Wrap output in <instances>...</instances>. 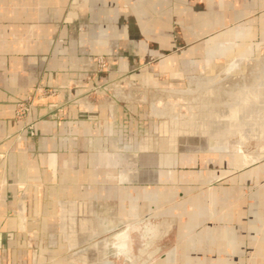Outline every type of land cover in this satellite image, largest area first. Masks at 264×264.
<instances>
[{"label": "crops", "instance_id": "crops-1", "mask_svg": "<svg viewBox=\"0 0 264 264\" xmlns=\"http://www.w3.org/2000/svg\"><path fill=\"white\" fill-rule=\"evenodd\" d=\"M263 44L264 0H0V264H264V160L130 170L110 112L77 102Z\"/></svg>", "mask_w": 264, "mask_h": 264}, {"label": "rangeland", "instance_id": "rangeland-1", "mask_svg": "<svg viewBox=\"0 0 264 264\" xmlns=\"http://www.w3.org/2000/svg\"><path fill=\"white\" fill-rule=\"evenodd\" d=\"M95 59L98 71L110 70L106 56ZM148 72L151 78L144 80L119 74L77 100L80 110L89 116L99 106L110 112L120 138L117 141L118 134L111 135L109 144L126 157L127 169L136 167L143 173L171 165L213 169L219 160L223 169H229L231 161L240 166L264 160V133L253 130L261 129L264 116L252 117L244 102V91L256 86L258 80L264 82V44L254 56L208 58L188 73ZM261 89L259 104L264 103V85ZM54 92L53 87L37 88L17 102L16 117L24 120L28 114L19 115L20 104L26 103L30 110L37 96ZM24 127L35 134L32 123ZM1 190L0 184V197Z\"/></svg>", "mask_w": 264, "mask_h": 264}, {"label": "bare ground", "instance_id": "bare-ground-1", "mask_svg": "<svg viewBox=\"0 0 264 264\" xmlns=\"http://www.w3.org/2000/svg\"><path fill=\"white\" fill-rule=\"evenodd\" d=\"M246 66V65H245ZM262 80H263V78H262ZM255 82V81H254ZM263 85H264V82L263 81H260V80H258V82L256 83V86H254L252 89H249V90H245L244 92H245V107L247 108V110L249 109V110H252V113L250 114L252 117L253 116H258V118H260V117H262V116H264V113L262 114V112L260 111V109H263V112H264V103L263 104H259L258 102H257V99H258V101H259V98L260 97H262V99H263V96H261V95H259V93H260V90H262L261 89V86L263 87ZM239 90V89H238ZM264 92V91H263ZM230 93V92H229ZM260 96V97H259ZM259 97V98H258ZM255 102H256V104H255ZM262 102H263V100H262ZM242 106V105H241ZM193 109V108H192ZM257 110V111H253V110ZM250 112V111H249ZM255 112V113H254ZM243 113V112H242ZM248 113V112H247ZM260 113L262 114V115H260ZM238 114V113H237ZM241 114V113H240ZM239 115V114H238ZM242 115H240L239 117H241ZM249 116V115H248ZM248 118V117H247ZM249 118H251L250 116H249ZM256 119H257V117H256ZM252 119H250V121H251ZM263 120V119H262ZM256 121V120H255ZM259 121V120H258ZM257 121V122H258ZM257 122H256V125H257ZM260 123V122H259ZM261 123H262V127H261V129H254L253 128V130H255V132H256V130L257 131H262V133H264V121H261ZM254 125H255V123H253ZM236 125V124H235ZM237 126V125H236ZM233 127V126H232ZM235 129V128H234ZM249 129V128H248ZM231 130V129H230ZM229 130V131H230ZM251 130V129H250ZM249 130V131H250ZM228 132V131H227ZM248 132V131H247ZM249 133V132H248ZM251 133H253V132H251ZM251 133H249V134H251ZM254 134V133H253ZM252 134V135H253ZM251 135V136H252ZM260 135V134H259ZM254 136H258V135H255L254 134ZM247 138V137H246ZM254 138V137H253ZM259 138H260V136H259ZM258 138V139H259ZM257 139V140H258ZM246 140V139H245ZM261 156V155H260Z\"/></svg>", "mask_w": 264, "mask_h": 264}, {"label": "built area", "instance_id": "built-area-1", "mask_svg": "<svg viewBox=\"0 0 264 264\" xmlns=\"http://www.w3.org/2000/svg\"><path fill=\"white\" fill-rule=\"evenodd\" d=\"M20 111H19V115H21V116H25L26 115V113H28V111H29V106L26 104V103H22V104H20ZM27 116V115H26ZM30 124L31 123H27L25 126H28V127H30Z\"/></svg>", "mask_w": 264, "mask_h": 264}]
</instances>
